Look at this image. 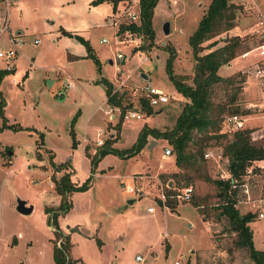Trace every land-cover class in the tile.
<instances>
[{
    "label": "rangeland",
    "instance_id": "obj_1",
    "mask_svg": "<svg viewBox=\"0 0 264 264\" xmlns=\"http://www.w3.org/2000/svg\"><path fill=\"white\" fill-rule=\"evenodd\" d=\"M210 1L157 0L152 18L155 43L146 48L138 33L117 32L119 24L139 21L138 0L116 4L111 0H10V30L0 34V49H15L13 57H0L4 71L0 92L5 101L4 116L0 114V264H56L53 239L57 233L68 238L76 264H175L176 260L179 264H252L246 250L231 249L234 234L225 229V220L213 216L204 220L194 205L198 196L213 210L217 200L213 182L197 179L190 184L189 200L172 195L173 207L163 202L166 187L173 184L159 177L173 160L172 150L169 158L163 155L171 147L165 138L148 135L134 155L124 157L111 149L91 161L106 144L124 150L132 146L145 127L173 126L185 98L167 75L165 47L169 44L176 50L173 71L191 82L195 60L188 36ZM232 1L241 6L236 25L218 36V43L225 35L250 39L258 14L264 17V0ZM166 21L168 33L163 31ZM11 33L17 44L9 42ZM103 37L107 41L101 42ZM211 40L203 43L204 51ZM257 58V50H249L218 69L221 75L238 71L244 75L243 87L232 90L243 97V106L261 96L255 77L247 72ZM8 64L13 70H4ZM103 79L143 116L120 119L119 108L104 101ZM66 81L74 85L67 87ZM146 83L170 95L168 102L153 106L152 114H144L138 102ZM243 118L245 126L264 127L260 111L248 110ZM227 127L223 122L222 129ZM99 137L107 143L97 145ZM207 149L222 151L209 147L204 152ZM207 160L212 176L227 172L222 169L224 161ZM65 173L71 183L87 186L67 195L58 192L52 178ZM129 186L141 190L128 191ZM19 199L31 204L32 210L19 211ZM239 205L241 212L248 208ZM249 224L255 246L264 249V220L255 217ZM136 254L144 260L137 261Z\"/></svg>",
    "mask_w": 264,
    "mask_h": 264
},
{
    "label": "trees",
    "instance_id": "obj_2",
    "mask_svg": "<svg viewBox=\"0 0 264 264\" xmlns=\"http://www.w3.org/2000/svg\"><path fill=\"white\" fill-rule=\"evenodd\" d=\"M111 1L116 4L119 0ZM156 2L157 0H138L139 21L131 20L128 23L119 24L117 32L128 30L131 33H138L145 41L141 46L152 47L155 43L152 18ZM240 7L238 3L232 0H211L209 2L207 10L188 36V42L195 60L191 82L185 81L182 76L173 71L176 50L171 45H166L165 48L169 53L166 61L167 75L175 89L185 98L173 126L161 130L149 126L145 127L139 132L136 142L125 150L114 149L106 144L107 141L106 143L103 142L107 147L95 153L91 157V161L95 163L98 156L111 149L124 157L134 155L148 141V135L154 138H165L171 146L173 162L177 169L159 174L160 178H167L166 182L169 179L173 181L172 186L166 187L164 202L173 207L172 195L176 194L182 187L193 184L197 179L201 178L213 182L217 188L216 203L211 205L213 210L211 211V207H208L205 202H201L198 196L196 199L193 197L194 205L199 208L198 210L204 220H208L210 216H213L215 220H225L227 224L225 229L234 234L231 240L233 244L231 249H244L248 252L252 264H264V249L255 246L253 231L249 224L255 218V213L250 210L241 212L239 205L244 194L242 184L245 182L252 197L264 196V168H259L257 165V161L264 159V138H252L251 131L253 128L248 126L238 129L229 127L222 129V123H225L227 115L248 112L243 106V97L232 91L234 88L243 87L244 75L240 71L228 75H221L218 72L221 65L228 63L232 57L253 48L257 43L254 36L251 35L250 39H244L239 34L225 35L221 37L222 43L217 42L218 36L236 25L237 10ZM65 32L71 34L68 31ZM77 37L86 43L83 37L80 35ZM210 39L212 40L208 43L209 48L204 51L205 45L203 43ZM4 70L10 71L9 69ZM3 73L4 71L0 70V79ZM103 82L107 97L106 102L118 107L120 110L119 117L123 119V113L127 108L132 107V104L130 102L124 103V95L118 93L110 81L103 79ZM219 91L222 92L221 96L218 95ZM0 97V114L4 116L5 101L1 92ZM138 102L144 114L154 113V108L146 96L140 95ZM70 134L72 146H75L76 139L73 128H71ZM209 147L221 148L222 157L217 161H224L222 169L229 173L228 178H220L217 172L214 176L211 175L210 162L203 157L204 150ZM249 168H252L251 172L248 171ZM52 179L55 189L66 195L72 189H81L87 186L86 182L79 185L71 183L66 173L59 177L54 176ZM55 212L56 210L52 211L51 220H53ZM53 241L55 263L76 264V259L70 255V243L66 235L57 233Z\"/></svg>",
    "mask_w": 264,
    "mask_h": 264
},
{
    "label": "built area",
    "instance_id": "obj_3",
    "mask_svg": "<svg viewBox=\"0 0 264 264\" xmlns=\"http://www.w3.org/2000/svg\"><path fill=\"white\" fill-rule=\"evenodd\" d=\"M179 0H172L173 3H177ZM10 0H0V34L3 32H6L10 30ZM132 19L137 18L136 13H130ZM252 36H254L257 40L256 45L249 49V50H257L258 52V58L256 59L255 63L252 66H249L247 69V72L251 74L253 77H255L257 84L261 90V96L260 99L257 101H249L245 105V109L253 110V111H260L264 113V17L262 14H258L256 20L254 21L252 25V30L250 32ZM20 41V40H18ZM38 40L35 39V42ZM101 42L107 41L106 37H103L100 39ZM9 42L12 44H17L16 38L11 33L9 35ZM244 51L241 53V56H246L247 52ZM15 54V49L13 47H9L6 50L0 49V57H4L5 59H9L13 57ZM118 56H120V53H118ZM6 69L11 70L12 67L8 64L6 66ZM72 85V82L66 81L65 86L69 87ZM143 95L147 97L149 100V103L152 106L166 103L170 100V95L165 91L162 87L152 85L150 83H146L143 86H141ZM248 113V112H247ZM244 115L245 114H239V113H231L226 116L225 121L228 124L229 128L232 129H238L241 127H244ZM143 116L142 112L133 108H127L125 112L123 113V119H129V118H141ZM258 128V127H257ZM254 128L251 131L252 138H263L264 137V127L263 128ZM101 130H98L97 134L100 135ZM104 140H102L100 137L96 140L97 145L103 144ZM171 154V147L167 146L164 150V155ZM204 157L207 159H215L218 160L222 157V151L216 152L213 149H207L204 152ZM261 161V162H260ZM257 165L259 168H264V159L257 161ZM249 172L252 171V168L248 169ZM219 177L222 179H226L229 177L228 172H222L219 174ZM242 192L243 197L240 199V203L247 204L248 208L247 210H250L255 213V217L258 219L264 220V196L259 197H252L249 192V187L247 183L242 184ZM128 191H140L141 187H132L129 186L127 188ZM193 193V186L192 185H186L182 187L176 194H174L175 197H177L180 200H189ZM164 193L162 194V198L164 199ZM165 201V200H164ZM163 201V202H164ZM148 210L151 211L153 208L151 206L148 207ZM246 210V211H247ZM167 233L164 232V235ZM135 259L137 261L142 262L144 260L143 256L140 254L135 255ZM175 264H179V261L176 260Z\"/></svg>",
    "mask_w": 264,
    "mask_h": 264
},
{
    "label": "water",
    "instance_id": "obj_4",
    "mask_svg": "<svg viewBox=\"0 0 264 264\" xmlns=\"http://www.w3.org/2000/svg\"><path fill=\"white\" fill-rule=\"evenodd\" d=\"M170 30V27H169V22L166 21L164 24H163V31L165 33H168ZM17 33H19V31H17ZM142 76L147 78V75L145 73H142ZM154 141H151L149 144H148V147H150L151 143H153ZM129 202H132L133 200L132 199H129L128 200ZM32 205H26V201L24 199H19L18 200V204H17V209L23 213H28L32 210ZM71 230H79L77 227H72Z\"/></svg>",
    "mask_w": 264,
    "mask_h": 264
},
{
    "label": "crops",
    "instance_id": "obj_5",
    "mask_svg": "<svg viewBox=\"0 0 264 264\" xmlns=\"http://www.w3.org/2000/svg\"><path fill=\"white\" fill-rule=\"evenodd\" d=\"M238 27V26H237ZM19 32H21L20 30H18ZM241 55V54H240ZM228 75V74H227ZM13 82L15 83L16 82V79H14L13 78ZM71 82V81H70ZM74 84H73V82H72V85L71 86H73ZM71 86H69V87H71ZM106 94H105V96H104V101L106 102ZM108 110V109H107ZM108 114L110 115V117H115L114 115V113L113 112H108ZM249 127H254L253 125L252 126H249ZM112 135H113V133H112ZM79 140V139H78ZM71 145H72V143H71ZM84 146V145H83ZM164 155V154H163ZM170 157V154L169 155H166V158H169ZM161 166H163V163L161 164ZM169 169L168 170H165V171H161V172H171V171H174V170H176L177 169V167H176V165L174 164V162H173V160H172V163L169 165ZM27 205V204H26ZM253 240H254V235H253ZM254 244H255V241H254ZM261 249V248H260Z\"/></svg>",
    "mask_w": 264,
    "mask_h": 264
}]
</instances>
